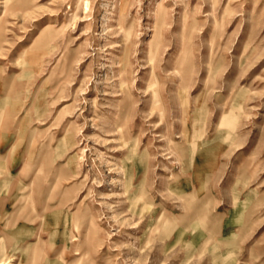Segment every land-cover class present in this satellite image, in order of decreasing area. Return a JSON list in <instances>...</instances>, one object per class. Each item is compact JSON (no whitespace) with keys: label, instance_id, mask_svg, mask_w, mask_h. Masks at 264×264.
Here are the masks:
<instances>
[{"label":"rangeland","instance_id":"rangeland-1","mask_svg":"<svg viewBox=\"0 0 264 264\" xmlns=\"http://www.w3.org/2000/svg\"><path fill=\"white\" fill-rule=\"evenodd\" d=\"M11 2L3 7L0 0V83L9 88L5 99L0 84V100L11 105L0 137L4 171L29 184L33 172L23 160L38 152L61 169L59 188L51 195L38 191L39 182L32 186L35 208L46 204L63 216L79 206L92 218L88 257L93 264H264V0ZM159 3L167 24L151 73L147 41ZM121 19L135 31L124 140L113 131L121 100L113 97L118 88L110 87L126 54L117 26ZM191 23L194 28L183 32ZM186 32L191 110L182 133L175 92L179 76L171 68ZM37 51L50 53L34 69H23V61ZM156 73L161 95L151 98L145 85ZM156 101L162 106L150 111ZM33 131L49 148L27 154L26 138ZM199 154L207 159L197 165ZM181 162L187 165L180 168ZM128 176L135 187L126 192ZM194 177L198 182L185 184L179 194L169 189ZM73 216L66 226L61 220L42 234L41 248L62 252L67 263L87 231L83 216ZM54 228L60 233L49 239ZM0 238L9 244L1 228ZM63 238L69 242L61 251Z\"/></svg>","mask_w":264,"mask_h":264},{"label":"bare ground","instance_id":"bare-ground-1","mask_svg":"<svg viewBox=\"0 0 264 264\" xmlns=\"http://www.w3.org/2000/svg\"><path fill=\"white\" fill-rule=\"evenodd\" d=\"M9 2H11V0H4L5 6L3 5V7H7V4ZM78 2H79V0H77V4H79ZM158 5H159V7H158L157 17H156L155 22L152 25V27H153L151 30L152 34L150 36V39L147 41V43H148V48H147V54L148 55L147 56H148L149 65H150L149 70L151 71V73L155 71V68H156L155 64L156 63L154 64V59L158 55L159 49L162 45L161 41L159 39V37L161 35V28L163 27V25L167 24V22H166L167 21L166 20L167 13L159 12L160 10L162 11V8H160L162 4L159 3ZM87 7H88V5H87V3H85L83 5V8H87ZM24 9H25V7H24ZM11 11H13V10H11ZM122 11H123V7L120 9L119 15L123 14ZM72 18L74 19V16H72ZM0 22H1V18H0ZM123 23H125V22H123V20L121 19V21L117 24V26L119 28L118 30H120V32H123V34H124V40H125L124 50H125L126 54H124V56L119 60L118 69L114 70V72H115L114 74L117 76V80H115L110 85V87L118 88L116 91L113 92V93H115L114 96L112 95L113 97L120 98L121 102L124 100L126 101L125 104L124 103L121 104V102H119L117 104L118 105V111L116 112V121L113 123V127H114L113 131H117L121 135L120 138H123V140H124L123 129L125 127V121H126L125 118L127 117V114L130 110V103H129L128 99L132 95L131 85H132V80H133L132 70L130 67L132 62H131V59L129 56V48H130L131 37L135 34V31L133 30V27L125 26ZM48 27L49 26L46 25L44 28L48 29ZM193 28H194L193 23L185 25V27H183V32L186 29H188V32H190V30ZM52 30L49 28V30H46L45 32L42 33L41 37L51 33L50 31H52ZM3 31H4V29L0 25V48L2 47L1 43L3 41ZM156 36H157V38H156ZM161 37L163 38V36H161ZM188 39H189V35L186 32L185 38H183V40L181 42L180 53L175 60V64L171 68V69H173V72L179 76L178 86L175 89V92H176V96L178 99L177 106H178L180 113H181L180 123L184 126L182 133H185V129H186L185 126H186V123L188 121L189 112L191 110V103L189 101L187 91H186L187 82H188L187 77L190 73L189 60L191 59V56H192V51L190 49L191 47H189ZM51 43H53V42H51ZM49 53H50V51H40V52L37 51L35 53L30 54V56L25 61H23L22 68L25 70L34 69L37 66V64L40 63L41 59ZM148 60L146 59V61H148ZM68 74H69V69H66V71L63 72V76L65 77V79H63L64 81L68 77ZM159 79H160V73H156V75H152V76L149 75L147 78V82L145 85V93L149 92L148 95L151 96V98L158 97L159 95H161L160 89H158ZM63 80L62 79L59 80V83L55 87L57 88L61 84V81H63ZM5 84H7V83H4V85ZM4 85L1 84V86H3L2 90L4 91V93H2V96H5V99H6V97L9 94V88L6 85L4 87ZM53 90H55V89L53 88ZM53 90H52V92H54ZM35 103H36V101H33V103H32L33 107H35ZM7 106L8 105H6V101L3 102L2 100H0V137H1L2 127H6V125H7L5 112H6V109L11 107V105H9L8 108H7ZM157 106L161 107L162 105L160 102L156 101L154 104H152L150 111L155 110V107H157ZM10 110H11V108H10ZM159 112L162 113V111H159ZM16 127H17V125H16ZM16 127H14V128H16ZM18 136H22V135H20V132L17 135V139H18ZM5 138H2V139H5ZM67 138H68L67 136L63 135L62 139H63L64 143H67V142H65L67 140ZM22 139H23V137H22ZM36 140L37 139H35L34 131H33L31 133V137L26 138V143H25L26 150L24 151V153L28 154V152H30V150L38 149L40 151L44 147H48V146H44V143L42 144V142H39ZM126 144L127 143L123 144L124 147ZM191 145H192V143H191ZM173 147H174V145H173ZM133 148H135V147H133ZM10 150H12V146H10V148L8 149V151H10ZM195 150H196L195 151L196 154L201 152L200 150H198V147L196 148V144H195ZM204 152H205V150H204ZM205 156L206 157H203L201 154L196 155L195 163L197 165L202 164V162L204 163V160L207 159V155H205ZM180 160H181V158H180ZM4 163L5 162H3V158H2V155L0 152V228L2 229V231H4V234L9 239V244L6 246L5 243L3 242L5 240L0 238V264H16V263L17 264H38L39 262L43 263V264H93V262L90 260V257H88L90 254V250H89L90 247L88 248V241H89L90 235H89L88 230L91 229L90 226L93 223H90V222H93V221H92V218L87 219L86 214H84V213L81 214V210H80L79 206L75 210L74 214H76L78 216L79 215L83 216V218L85 219V226H86L87 231H86L85 235L83 236L82 241L79 244V247L74 249V254H73L71 260L67 263V262L63 261L62 252L53 251V250L46 252L41 248V244L44 241V239H43L44 237L42 236V234H43V230L45 229V227H47V226L49 227L50 225L53 227H56L58 224H60L62 222L61 220H63L65 222V226H66V223L68 221H70V219L72 217H74L73 216L74 214L68 213L66 215L65 212L62 216L60 214V210L59 211H52L51 209L48 210L45 206L46 204L42 205L41 208H35L36 202L34 203L35 200L33 197L35 192H34V187L32 188V186L35 185V187H36V183L39 182L38 191H40L44 195V197H45V195L46 196L51 195L54 191H56V188H59L58 185H59V180H60V175H61L60 167L58 168L55 165L50 166L49 162L47 163L45 161L44 156L40 152L36 153V155L32 156L30 159L28 156L23 160V164H25V167L27 169L31 170L33 172V174H31L32 175L31 176V182L29 184H25L24 182L21 181L22 179L19 180V178H17L16 176L11 175L12 173L10 174V173L4 171L5 166H6ZM186 165H187V163L181 162L180 168H184ZM205 166L207 167L208 165L205 164ZM21 172H24V170H22ZM21 172H19V173H21ZM20 175H22V174H20ZM70 175L73 176L72 173ZM124 177L126 178L127 176L124 174ZM128 178H129V176H128ZM129 179L130 180L128 182H126V184H125V191L126 192L132 190L135 187V182H133V180H132L133 177L130 176ZM198 180H199V178H196V177H194L189 182H187L186 179H184V181H182L181 184L171 185L169 187V189L171 191H174L176 194H179V192L183 190V187L185 184H192L193 182L197 183ZM139 184H140V182L138 183V185ZM122 185H124V184H122ZM33 192H34V194H33ZM195 193H196V191H195ZM133 194H134L133 195L134 199H137L138 193H133ZM196 194H198V193H196ZM137 200L139 201V198ZM28 203H30V204H28ZM61 205H62V203H61ZM186 205H187V201H186ZM146 207L148 208V206H146ZM48 214H50L52 217V219L49 221H48V217H47ZM162 223L165 224V226H166L167 220L163 219ZM62 232L61 233L63 236L64 231H62ZM59 233H60L59 228H54L48 233V237H49V239H51L53 236H56ZM71 235H70V237L73 238V236H71ZM65 241L63 238V244L64 245H63V249H61V251H63L65 249V247L67 246V244L69 242L68 240H65ZM58 244H60V243H58ZM56 246L58 247V245H56ZM75 246H77V245H75Z\"/></svg>","mask_w":264,"mask_h":264}]
</instances>
